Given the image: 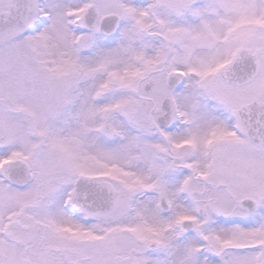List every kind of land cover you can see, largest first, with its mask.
Wrapping results in <instances>:
<instances>
[{"label":"snow or ice","instance_id":"obj_1","mask_svg":"<svg viewBox=\"0 0 264 264\" xmlns=\"http://www.w3.org/2000/svg\"><path fill=\"white\" fill-rule=\"evenodd\" d=\"M0 264H264V0H0Z\"/></svg>","mask_w":264,"mask_h":264}]
</instances>
